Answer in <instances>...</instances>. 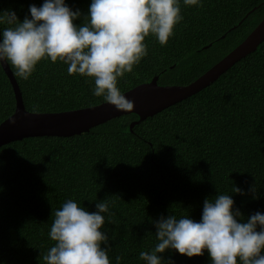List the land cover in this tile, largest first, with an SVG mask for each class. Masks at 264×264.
Instances as JSON below:
<instances>
[{
  "label": "trees",
  "instance_id": "obj_1",
  "mask_svg": "<svg viewBox=\"0 0 264 264\" xmlns=\"http://www.w3.org/2000/svg\"><path fill=\"white\" fill-rule=\"evenodd\" d=\"M43 0H0L17 18ZM86 15L90 0H65ZM161 46L118 80L122 94L159 76V85L186 86L227 56L264 18V0H201L186 7ZM81 21L77 20L79 24ZM3 27V26H0ZM9 65V64H8ZM31 113H58L105 103L91 79L69 75L60 62L41 61L28 80L15 76ZM12 85L0 64V124L15 111ZM122 115L69 137H31L0 147V264H44L52 217L67 199L88 211L107 200L110 264H143L155 244L150 221L169 213L199 220L205 198L230 194L241 219L264 213V41L217 80L189 98L138 121ZM256 186L255 199L248 193ZM246 195L234 193V188ZM173 264H211L166 252Z\"/></svg>",
  "mask_w": 264,
  "mask_h": 264
},
{
  "label": "clouds",
  "instance_id": "obj_2",
  "mask_svg": "<svg viewBox=\"0 0 264 264\" xmlns=\"http://www.w3.org/2000/svg\"><path fill=\"white\" fill-rule=\"evenodd\" d=\"M182 3L201 6V0ZM180 5L181 0H90L84 15L65 0H43L39 6L30 4L22 21L12 9L3 10L0 63L28 80L41 61L60 62L69 75L91 79L92 96L117 111H130L134 104L122 94L118 80L147 56L146 37L167 44L183 20ZM234 193L247 194L237 187ZM248 193L255 199L256 186L250 185ZM111 215L106 199L95 203V211L65 200L51 213L47 235L52 244L40 253L44 264H110L109 236L102 229ZM241 218L230 194L205 198L199 220L188 212L161 215L150 221L156 242L140 251L139 259L143 264H173L163 254L175 252L191 259L207 252L211 264H264V213ZM114 259L120 264L119 255Z\"/></svg>",
  "mask_w": 264,
  "mask_h": 264
},
{
  "label": "water",
  "instance_id": "obj_3",
  "mask_svg": "<svg viewBox=\"0 0 264 264\" xmlns=\"http://www.w3.org/2000/svg\"><path fill=\"white\" fill-rule=\"evenodd\" d=\"M264 41V18L255 29L227 56L210 68L197 80L186 86L159 85V76L123 93L134 107L130 111H117L106 102L97 106L58 113H31L26 110L19 85L7 63H0L15 95V111L0 124V147L31 137H69L81 135L91 128L113 118L136 114L138 121L156 115L179 103L217 80L224 72L248 54L257 50Z\"/></svg>",
  "mask_w": 264,
  "mask_h": 264
}]
</instances>
